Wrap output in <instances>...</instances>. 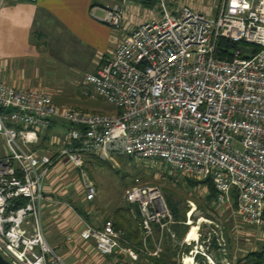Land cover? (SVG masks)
<instances>
[{
    "label": "built area",
    "instance_id": "obj_1",
    "mask_svg": "<svg viewBox=\"0 0 264 264\" xmlns=\"http://www.w3.org/2000/svg\"><path fill=\"white\" fill-rule=\"evenodd\" d=\"M151 1L159 16L130 30L95 72L83 77L88 91L82 95L100 97L114 113L59 108L47 90L0 83V256L7 263L66 264L47 244L42 225L43 182L61 159L76 170L84 202L96 195L84 160L127 157L209 180L218 208L232 209L242 226H264V0H220L213 16L185 6L171 12L165 0ZM100 11L99 21L124 30L121 6ZM53 121L67 126L60 139L50 141L61 148L51 157L37 154L31 147ZM19 200L24 204L16 207ZM123 200L137 214L143 245L154 231L174 238L172 216L156 187H131ZM79 221V239L91 241L99 257L126 244L109 221L100 228ZM188 235L182 243L193 244L191 264L196 254L213 264L195 248L199 235L187 241ZM213 240L225 257L222 233ZM124 252L137 259L133 250Z\"/></svg>",
    "mask_w": 264,
    "mask_h": 264
},
{
    "label": "crops",
    "instance_id": "obj_2",
    "mask_svg": "<svg viewBox=\"0 0 264 264\" xmlns=\"http://www.w3.org/2000/svg\"><path fill=\"white\" fill-rule=\"evenodd\" d=\"M99 1L37 0L35 3H28L0 0V57H9L8 72L4 71L0 61V83L14 89L47 90L52 95L53 103L57 99L54 105L71 108L59 102L58 89L83 85L84 75L95 72L123 36L140 23L159 16L153 1L145 5L141 0H127L125 4H120V0H107L110 4ZM165 1L171 12L185 6L194 12L213 16L216 13L214 6L220 0ZM113 5L121 6L122 31H114L99 21L103 16L100 9ZM93 9H96L95 18L91 14ZM58 65L61 71L55 72ZM55 84H66L69 87H53ZM83 87L85 88L84 85ZM58 123L51 124L50 133L59 135L55 132L60 128ZM52 138L58 139L49 137V145ZM39 144L40 140L31 149L37 154L46 153L43 148H36ZM60 148H55V153ZM88 161L91 158L84 160V166ZM64 164V159H61L50 170L43 183L46 202L42 211V225L45 239L48 238L47 244L54 252L57 251L56 254L66 264H149L150 258L156 261L165 258L167 250L173 254L169 258L170 263L182 264V257L191 258L187 255L193 244L182 243L188 234L179 241L171 229L172 226L170 231L174 235L173 239L167 233L160 238V233L154 231L143 245L138 219L133 217L129 207L126 210L131 216L130 220L134 219L130 224L125 223L121 215L113 218V214H110L107 217L109 222L123 221L128 225L122 227L126 244H122L121 250L113 255L97 256L91 241L79 239V220L84 218L74 210H82L89 223L97 224L96 212L93 211L95 208L89 206L91 202H84L76 170H62ZM90 218H93L92 221ZM191 236L193 232L187 237V241L192 240ZM186 247L189 248L187 252L184 251ZM127 249L137 254L136 260L127 256L124 252ZM197 255L199 254L195 256ZM194 261L193 259V264Z\"/></svg>",
    "mask_w": 264,
    "mask_h": 264
},
{
    "label": "rangeland",
    "instance_id": "obj_3",
    "mask_svg": "<svg viewBox=\"0 0 264 264\" xmlns=\"http://www.w3.org/2000/svg\"><path fill=\"white\" fill-rule=\"evenodd\" d=\"M99 2L102 4H110V1L107 0H100ZM0 61L3 63L4 71L8 72L9 57H0ZM54 70L55 72H60V66H56ZM58 85L61 87L67 86L66 84H55L53 87L59 88ZM76 86L70 87V89H58L59 91L57 92L60 94L58 98L59 102L67 104L71 107L70 109L78 112L92 114L114 113L113 108L100 97H94L91 93L90 96H83L82 92L88 91L87 87L84 88L83 85L79 84H76ZM56 101L57 99L55 98L54 103ZM62 124H59L61 129L58 128L55 130L59 135L57 133H49L47 135L48 137L44 139L42 138L45 133L39 135V145L44 149L43 152L46 153H38L51 157L58 152L59 149L55 153V148L59 147L56 145L51 146L48 142L49 137L54 136L60 139L63 136L67 126ZM3 154L4 145L0 138V156ZM118 159L119 162L116 161ZM118 159L111 163L96 159H91V161H88V164L85 162L84 169L96 190V196L89 206H92L93 209L95 208L93 211L94 213L96 212L97 224L91 222V226L95 228L100 227L104 222L109 221L107 217L110 214H113V218L121 215L125 223H132L130 220L131 216L126 210L128 206L123 200L124 192L134 186H151L159 190L166 207L167 201H170L179 214L184 217L183 225L192 227L191 232H193L194 236H191V239L194 240L195 233L199 235V241L195 248L199 249L201 247V251L210 257L213 264H237L236 262L247 253L258 250L264 244V226L260 229L242 226L236 221L232 209L218 208L214 201L208 203L206 199L208 194L206 184L190 185L186 181L190 178L181 177L178 174L170 172L160 162L146 160L129 161L124 160V158ZM62 170L70 171L66 168L65 164ZM45 180L43 183H45ZM81 209L83 208L81 207ZM132 212H134V209H132ZM92 217L94 218V215ZM200 219L206 222H200ZM219 232L222 233L226 243L225 257L211 247V243L214 242V235ZM208 238H211L209 245L206 242ZM46 241H48L47 237ZM205 246H207V249H205ZM190 247L193 249V245ZM188 258L185 260L186 264ZM202 258L208 264L206 259L204 257ZM196 263L197 260L194 261V264Z\"/></svg>",
    "mask_w": 264,
    "mask_h": 264
},
{
    "label": "trees",
    "instance_id": "obj_4",
    "mask_svg": "<svg viewBox=\"0 0 264 264\" xmlns=\"http://www.w3.org/2000/svg\"><path fill=\"white\" fill-rule=\"evenodd\" d=\"M150 1L151 0H141V2L144 5L147 4ZM53 122L54 123H58V122H55V121H53ZM58 124H62V123L59 122ZM50 129H51V125H50L49 129L45 132V135H44V137L42 139L48 137L47 135L50 133L49 132ZM40 146L41 145H39V147ZM37 147H38V145H37ZM90 158L93 159V160L96 159L94 157H90ZM118 158H124V160H129V161L130 160H133V159L127 158V157H116L114 160H116ZM116 161L119 162V159L116 160ZM186 181L190 185L206 184L207 185V188H208V194H207V197H206L208 203L215 200L216 192H215V190H214V188H213V186H212V184H211V182L209 180H206L205 179L203 181L196 182V181H193L191 179H187ZM15 204H16V207H18L20 205H23L24 204V200H19ZM167 209L169 210V212H170V214L172 216L173 222H174V225H172L171 229L174 232V235L177 238V240L180 241V240L183 239V237L185 235H187L188 233L189 234L191 233L192 227H187V226H184L183 225L184 217L181 214H179V212L177 211V209L174 207V205L170 201H167ZM74 210H75V212L78 213L79 216H82L81 218H84V220L87 221V223H89V221L87 219V216L85 215V213L82 210H80L78 208L77 209L75 208ZM134 213H135L134 216H136V218H137L136 212H134ZM263 220H264V217H263ZM112 226H113V228L115 230L123 231L122 230V227H124V226L126 227L128 225H126L123 221H116L114 223L112 222ZM211 245H212L211 247L213 249H216L214 242L211 243ZM188 250H189V248H187V247L184 249L185 252H187ZM165 253L167 254L165 256V258H161L159 261L152 260L151 258L148 259L149 264H174V263H170L169 262V258L172 257L173 254L170 251H168V250L165 251ZM194 260H197V263L196 264H207V263H205V261L203 260V258L201 256H199V255L195 256L194 257ZM236 263L237 264H264V244H262L258 250L250 251L249 253H247L243 258L239 259Z\"/></svg>",
    "mask_w": 264,
    "mask_h": 264
},
{
    "label": "water",
    "instance_id": "obj_5",
    "mask_svg": "<svg viewBox=\"0 0 264 264\" xmlns=\"http://www.w3.org/2000/svg\"><path fill=\"white\" fill-rule=\"evenodd\" d=\"M9 112H10L9 109L5 110V113H9ZM0 264H9V263H7L6 261H4V260L2 259V257L0 256Z\"/></svg>",
    "mask_w": 264,
    "mask_h": 264
},
{
    "label": "bare ground",
    "instance_id": "obj_6",
    "mask_svg": "<svg viewBox=\"0 0 264 264\" xmlns=\"http://www.w3.org/2000/svg\"><path fill=\"white\" fill-rule=\"evenodd\" d=\"M199 221H200V222H206V221H204V220H202V219H200ZM193 236H194V234H193ZM185 260H186V259H185ZM184 262H185V261H184ZM186 262H187V264L191 263V258H188Z\"/></svg>",
    "mask_w": 264,
    "mask_h": 264
}]
</instances>
